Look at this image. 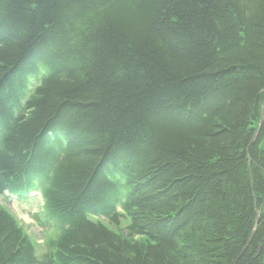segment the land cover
<instances>
[{
  "label": "trees",
  "instance_id": "trees-1",
  "mask_svg": "<svg viewBox=\"0 0 264 264\" xmlns=\"http://www.w3.org/2000/svg\"><path fill=\"white\" fill-rule=\"evenodd\" d=\"M263 96L264 0H0V264H264Z\"/></svg>",
  "mask_w": 264,
  "mask_h": 264
},
{
  "label": "rangeland",
  "instance_id": "rangeland-1",
  "mask_svg": "<svg viewBox=\"0 0 264 264\" xmlns=\"http://www.w3.org/2000/svg\"><path fill=\"white\" fill-rule=\"evenodd\" d=\"M262 92V91H261ZM264 106V96L263 98L261 97V100L259 101L258 107L260 108V122L264 117V110L262 111V107ZM260 125V124H259ZM264 125V121L262 123V126L260 127L259 132L261 131L262 127ZM258 130V129H257ZM258 132V134H259ZM257 134V135H258ZM256 135V134H255ZM253 144L252 142L247 148V155H248V160H247V167L249 168L250 173L252 174V162H253V157L251 154V148ZM252 180V179H251ZM252 185V190H253V197L254 198V209L256 212V217H255V228L253 229V233L250 235L249 239L246 241L245 246L243 249H247L246 247L250 244L252 237L254 236L256 230L258 229V225L260 223V218H261V213L264 212V204L260 206L258 204L256 195L254 193L253 189V184ZM2 200V203L6 205L11 212L17 217V219L20 221V223L25 227L28 235L31 237L32 241L35 244L36 247V253L38 256H41L43 254V251L45 249L44 247V241L46 239H50L56 235L57 232H54L52 227H47L44 228L40 222H38L35 218V214H38L40 216L43 215V200L38 192H33L30 194L27 198L25 199H17L16 197H11L7 201ZM119 210L121 211V207H119ZM123 232V230L121 229ZM126 232V230H125ZM124 233V232H123ZM125 234V233H124ZM185 235H189V232L187 231ZM262 245L260 247V251L263 249ZM244 250V251H245ZM243 251V250H242Z\"/></svg>",
  "mask_w": 264,
  "mask_h": 264
},
{
  "label": "water",
  "instance_id": "water-1",
  "mask_svg": "<svg viewBox=\"0 0 264 264\" xmlns=\"http://www.w3.org/2000/svg\"><path fill=\"white\" fill-rule=\"evenodd\" d=\"M264 110V106L262 107V111ZM263 119L261 120V122H260V125H259V127H258V130H257V132H256V135H255V137H254V139H253V141H252V143L254 142V140L256 139V136H257V134H258V132H259V130H260V127L262 126V123H263V121H264V117H262Z\"/></svg>",
  "mask_w": 264,
  "mask_h": 264
}]
</instances>
